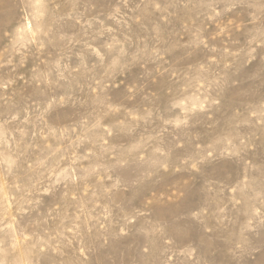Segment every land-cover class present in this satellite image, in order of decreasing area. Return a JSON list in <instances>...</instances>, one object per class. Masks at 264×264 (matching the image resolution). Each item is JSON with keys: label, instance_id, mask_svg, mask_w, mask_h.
<instances>
[{"label": "rangeland", "instance_id": "obj_1", "mask_svg": "<svg viewBox=\"0 0 264 264\" xmlns=\"http://www.w3.org/2000/svg\"><path fill=\"white\" fill-rule=\"evenodd\" d=\"M0 264H264V0H0Z\"/></svg>", "mask_w": 264, "mask_h": 264}]
</instances>
